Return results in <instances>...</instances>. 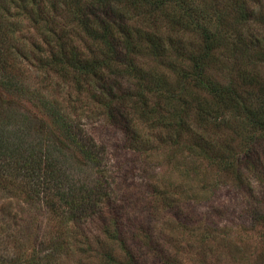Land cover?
<instances>
[{
  "label": "rangeland",
  "instance_id": "obj_1",
  "mask_svg": "<svg viewBox=\"0 0 264 264\" xmlns=\"http://www.w3.org/2000/svg\"><path fill=\"white\" fill-rule=\"evenodd\" d=\"M241 1L264 12V0L216 4L218 11L229 15V28L224 29L232 36L229 41L243 48L221 49L211 74L226 84L237 78L233 68H240L256 75L258 86H264V62L258 58L255 66L249 65L257 60L255 52L264 51V20L238 25ZM58 21L57 32L66 23L62 17ZM236 32L241 41L233 38ZM16 35L15 44L27 46L23 50L28 60L16 64L15 76L24 88L58 104L74 132L97 154L92 170L103 196L81 220L67 221L29 201L15 185L0 187L3 264L9 260L27 264L34 256L42 259L52 252L50 243L57 241L63 248L51 264H264V131H256L243 119L237 124L238 118L227 115L233 123L212 133L209 144L196 141L191 132L173 130L171 114L176 107L165 106L156 97L148 98L149 109L160 102V114L172 127L152 125L140 117L143 105L136 96L138 89L133 93V76L106 71L98 84L80 79L77 86V76H62L44 67L46 54L32 53V43L44 50L37 29L23 20ZM169 36L186 51L199 43V37L189 33ZM139 62L174 78L150 58ZM107 89L116 98L104 97L102 91ZM7 99L21 112L48 122L36 101ZM152 116L156 121L157 115ZM224 163L236 168L228 171Z\"/></svg>",
  "mask_w": 264,
  "mask_h": 264
},
{
  "label": "trees",
  "instance_id": "obj_2",
  "mask_svg": "<svg viewBox=\"0 0 264 264\" xmlns=\"http://www.w3.org/2000/svg\"><path fill=\"white\" fill-rule=\"evenodd\" d=\"M220 2L223 0H0V187L15 185L29 201L41 203L51 215L67 221L81 220L103 196L99 179L93 177L97 154L74 132L73 123L58 104L24 88L14 74L16 64L28 60L26 44L16 45L23 20L39 31L45 44L42 50L32 43V53L46 54L44 67L62 76H77V86H81L80 79L98 84L106 71L133 76V93L138 89L136 96L143 105L140 117L147 123L172 127L160 114V102L149 109L148 98L156 97L165 106L176 107L171 114L176 124L173 130L191 132L196 141L209 144L212 133L233 123L227 115L238 118L237 124L243 119L256 131H264V86H258L257 76L233 68L237 78L224 84L211 74L221 49L241 52L243 48L229 41L232 36L224 30L229 28V15L218 11ZM239 7L238 25L264 20V12L249 4L241 1ZM58 17L66 21L59 32ZM185 33L199 37L190 51L169 36ZM233 38L241 41L237 32ZM255 53L257 60L249 61L252 67L259 59L264 62V51ZM144 58L168 69L174 78L153 66L144 68L139 62ZM102 94L116 98L113 90ZM9 97L36 101L48 122L21 112ZM165 113L169 114L166 109ZM153 114L158 116L156 121ZM223 166L228 171L236 168ZM57 243H50L49 255L34 256L27 264H51L63 248Z\"/></svg>",
  "mask_w": 264,
  "mask_h": 264
}]
</instances>
